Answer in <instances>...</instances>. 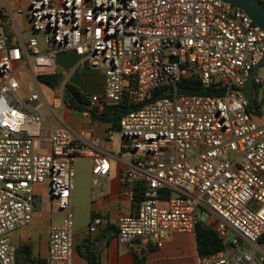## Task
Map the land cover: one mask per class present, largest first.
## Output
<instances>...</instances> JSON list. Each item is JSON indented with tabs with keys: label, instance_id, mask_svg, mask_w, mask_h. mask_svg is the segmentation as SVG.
I'll list each match as a JSON object with an SVG mask.
<instances>
[{
	"label": "built area",
	"instance_id": "obj_1",
	"mask_svg": "<svg viewBox=\"0 0 264 264\" xmlns=\"http://www.w3.org/2000/svg\"><path fill=\"white\" fill-rule=\"evenodd\" d=\"M25 3L15 12L28 18L19 34L0 6V264H18L14 233L32 223L40 183L65 214L50 228L47 264H74L75 161L89 156L95 175L110 173L106 155L62 127L43 126L37 76L53 72L58 54L68 51L80 56L78 67L104 73V92L89 97V108L99 114L110 105L139 106L121 117L119 130H108L111 138L120 134L134 162L123 192L135 200L144 185L142 201L119 219V241L162 248L173 232H196L201 206L216 216L207 224L226 242L201 264H264V123L254 117L261 90L264 104L263 77L254 76L255 106L244 89L264 57V29L223 0ZM187 75L226 91L180 94L177 83ZM165 85L170 95L145 103ZM103 222L95 215L89 231Z\"/></svg>",
	"mask_w": 264,
	"mask_h": 264
},
{
	"label": "crops",
	"instance_id": "obj_2",
	"mask_svg": "<svg viewBox=\"0 0 264 264\" xmlns=\"http://www.w3.org/2000/svg\"><path fill=\"white\" fill-rule=\"evenodd\" d=\"M25 1L0 0V6L12 18L18 34L27 31L28 27L27 16L15 14L17 7L26 6ZM15 40L14 37L13 41ZM79 60L80 56L74 51L62 52L57 56L55 70L62 72L64 76L65 72L70 71L69 82L72 76H81V82L77 86L89 96L103 94L105 89L103 71L91 68L87 63L84 68L78 67ZM94 76H100L102 79L99 90L94 89ZM85 84L88 89L85 88ZM42 86L43 89L48 88ZM44 100L45 108L49 109V117L45 118L48 124L45 129L62 127L68 130L75 140L92 146L106 155L111 162L108 175H95L92 158L78 157L89 161L87 174L79 179L77 185L78 195L87 205L89 213L88 224L76 230L74 264H92L93 257H96V264H201L202 256L198 250L196 232H173L162 248L147 249L140 240L134 244H124L119 241V219L131 214L135 207L134 200L123 192L122 178L127 171L134 168V162L131 155L124 151L120 134L116 132L111 138L108 130L113 124L93 119L89 111H80V114L70 113L64 98H60V102L53 110L50 109L45 95ZM58 213L61 212L57 208L52 215ZM95 215L103 217L104 222L96 232L91 233L89 226ZM52 225L51 223L39 235L34 230L33 222L14 233L18 264H47ZM233 233L236 235L235 232Z\"/></svg>",
	"mask_w": 264,
	"mask_h": 264
},
{
	"label": "trees",
	"instance_id": "obj_3",
	"mask_svg": "<svg viewBox=\"0 0 264 264\" xmlns=\"http://www.w3.org/2000/svg\"><path fill=\"white\" fill-rule=\"evenodd\" d=\"M37 79L40 84L50 88L51 90H57L64 80V74L60 71L54 70L50 73L38 74ZM170 89V85H165L154 90L145 103H151L163 96L170 95ZM177 89L180 94H202L212 96L222 95L226 91V87L221 84L211 83L210 85H205L201 78L195 75L184 76L177 83ZM89 97L90 96L88 94L82 92V90L74 83L69 81L66 82L64 89V101L69 107H74L82 112L89 111L90 116L93 119H98L103 122H111L113 124L112 128L116 131L119 130L121 117L139 107L137 105H110L107 106L103 112L98 114L94 109L88 108V104L90 102ZM143 190V184L137 187L134 200L135 205L142 201ZM196 236L198 250L202 257L216 254L226 248V242L221 237L219 232L211 225H208L201 220H199L196 228ZM261 241L264 242V236L261 238Z\"/></svg>",
	"mask_w": 264,
	"mask_h": 264
},
{
	"label": "rangeland",
	"instance_id": "obj_4",
	"mask_svg": "<svg viewBox=\"0 0 264 264\" xmlns=\"http://www.w3.org/2000/svg\"><path fill=\"white\" fill-rule=\"evenodd\" d=\"M31 36H35V34H30L29 37ZM70 74H71L70 71L65 72L64 80L61 86L57 90H53L52 92L49 88L43 89V93L48 98V101L51 107H55L58 104V102H60V98H61L60 89L64 85L63 84L64 81L65 82L70 81ZM258 74L262 76L264 79V66H262L258 70ZM21 77H22L23 82L24 80H26L29 83V78H28L27 73H22ZM94 80H95L93 81V84L95 86L94 89H97V90L101 89V85H102L101 77L94 76ZM71 82L78 85L81 82V76L80 77L72 76ZM85 88H87L86 84H85ZM262 92L263 91L261 90V94L258 100V106L254 113L255 120L258 123H264V104L261 103ZM69 111L72 114H80V111L74 107H69ZM40 113L44 119L49 117L48 116L49 109L45 107L41 110ZM47 125H48L47 121L44 120V124H43L44 128ZM88 163L89 161L83 158H77V160L75 161L76 176L74 179V183H75L76 189L73 190L72 192L73 194L70 199V204H71L72 213H73V223H74L73 226H74L75 232L79 228L84 227L88 224V213H89L88 211L89 210H88L87 205H85L81 201L80 195H78V188H77L79 179H82L85 176V174H87V171L89 169ZM35 190L37 194V199L35 203V212H34V218L32 222H33V227H34L35 232L39 235L40 233L44 232L51 223L58 224L62 222V220H64L65 218V214L58 213V214L52 215L53 213H55L58 206H57L56 200L51 198L50 189L47 183H40V184L35 185ZM197 215L199 217V220H201L204 223H207V222L216 223V220H215L216 216L205 207H201V206L198 207ZM234 236L235 234L231 233L229 235V240H232Z\"/></svg>",
	"mask_w": 264,
	"mask_h": 264
},
{
	"label": "water",
	"instance_id": "obj_5",
	"mask_svg": "<svg viewBox=\"0 0 264 264\" xmlns=\"http://www.w3.org/2000/svg\"><path fill=\"white\" fill-rule=\"evenodd\" d=\"M232 4L233 6L242 9L245 11L253 21L259 25L262 29H264V5L260 3L259 0H223ZM264 63V57L261 61L254 67L250 78L245 86V97L250 102L251 106H255L254 100V76L258 72V70L262 67ZM92 264H96V257L92 258Z\"/></svg>",
	"mask_w": 264,
	"mask_h": 264
}]
</instances>
